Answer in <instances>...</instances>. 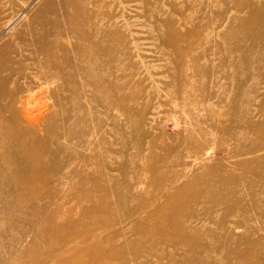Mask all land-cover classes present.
<instances>
[{
	"label": "rangeland",
	"instance_id": "rangeland-1",
	"mask_svg": "<svg viewBox=\"0 0 264 264\" xmlns=\"http://www.w3.org/2000/svg\"><path fill=\"white\" fill-rule=\"evenodd\" d=\"M0 264H264V0H0Z\"/></svg>",
	"mask_w": 264,
	"mask_h": 264
}]
</instances>
